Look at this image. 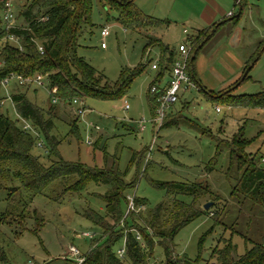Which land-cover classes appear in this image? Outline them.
<instances>
[{"label": "rangeland", "instance_id": "obj_1", "mask_svg": "<svg viewBox=\"0 0 264 264\" xmlns=\"http://www.w3.org/2000/svg\"><path fill=\"white\" fill-rule=\"evenodd\" d=\"M26 2L15 0V15H19L20 6ZM92 2V22L95 26L84 29L80 34L78 56L104 74L111 84L119 81L123 70H133L140 64L146 65V69L121 100L85 98L81 101L82 105L60 104L59 109L53 112L56 126L53 134L60 139L65 138L58 147L60 155L69 162L99 167L103 166L104 148L111 156H118L120 170L124 172L129 168L128 183L135 181L137 174L139 176L135 187L127 191V197L145 200L146 210L154 209L167 198L166 190L156 188L154 181L208 185L221 200L216 207L213 201L207 199H202L200 205L211 202L213 204L209 209L214 207L213 211L224 208L223 222L215 225L211 217L202 216L181 230L174 240L176 254L196 261V264H219L212 256L215 250L224 248L223 240L232 241L237 258L243 256L252 244H264V212L244 196L233 194L236 177L228 179L226 175L229 149L225 145L218 149L219 141L230 139L244 126L245 137L254 139L248 152L264 158V110L218 106L221 111L218 113L215 104L200 90L205 87L214 91L215 95L235 87L234 95H254L264 91V52L250 71L249 80L238 86L246 72L244 62H249L260 43H264V0H247L235 30H232L229 21L231 17L224 19L229 12L234 18L238 16L240 7L235 0H135V5L145 15L168 22L156 34L170 48L178 49L185 45L191 49L188 39L208 26L205 24L206 17L216 10H219V17L215 24L228 21L195 61L198 75L194 83L196 87L190 86L186 94H180L175 106L183 117L180 127L163 129L154 127L148 104L150 85L159 72L152 68L153 65L159 66V48L146 49L147 38L143 32L124 28L117 20V12L102 6L100 0ZM22 21L15 19L14 24L19 25ZM104 28L110 33L105 40L101 36ZM104 41L106 48H102ZM11 43L16 45V42ZM167 81L165 75L161 88ZM13 84L3 87L5 99L0 112L18 120L11 94L29 89L12 87ZM28 92L33 103L49 108V93L45 87L40 88L37 94L33 93L34 87ZM78 108L84 110L83 115L77 112ZM143 120L145 129L140 131L139 123ZM77 121L81 140L66 138L70 130L68 123ZM19 124L22 125L23 121L20 120ZM222 127L224 132L220 134ZM44 141L41 139L40 142L45 145ZM134 152L145 153L141 171L137 170V163L129 166ZM33 153L41 156L43 163H48L42 149L36 147ZM214 157L215 165L212 163ZM210 168L214 170L209 172ZM144 169L146 173L143 174ZM107 190V186L91 184L82 195L69 192L57 203L44 196L36 197L29 210L31 213L36 210L44 217L43 228L35 234L37 226L34 221L20 223V227L19 219L6 218L5 223L0 225V256L4 253L10 264H28L30 260L37 263L54 260L52 264H60L59 259L71 246L82 253L87 252L91 242L82 234L90 233L99 239L101 232L81 214L90 208L105 215V204L99 196ZM7 198V191L0 190V219L8 208ZM177 198L191 202L185 196ZM123 243H119L118 247H122ZM163 260V250L157 247L151 264H161Z\"/></svg>", "mask_w": 264, "mask_h": 264}, {"label": "trees", "instance_id": "obj_2", "mask_svg": "<svg viewBox=\"0 0 264 264\" xmlns=\"http://www.w3.org/2000/svg\"><path fill=\"white\" fill-rule=\"evenodd\" d=\"M100 3L117 12V20L121 26L143 32L147 38L146 49L159 48V72L156 79L161 81L167 72H171L179 58V48H170L156 34L168 22L145 15L135 5V0H100ZM246 5L247 0L240 1L241 14L230 20L232 28L237 27ZM4 11L5 5L0 0V79L12 74L24 79L42 76L44 87L49 93L50 106L45 109L29 99L28 91L32 87L35 94L37 89L43 87L14 83L12 87L29 89L27 92L11 94L19 119L12 120L0 112V190L8 193V208L1 216L0 225L5 223L6 218L19 219L20 227V223L32 220L37 226L35 234H39L45 222L44 217L36 210L32 213L29 210L36 197L44 196L57 203L69 192L82 195L91 184L104 185L108 190L99 198L105 204V215L90 208L83 210L81 214L101 232L99 239H95L92 234L87 237L91 243L87 252H81L85 258L83 264H151L157 247H161L164 254L161 264H196V261L176 254L174 240L181 230L202 216L211 217L215 225L223 222L225 209L213 211L221 198L212 193L208 185L198 182L154 181L156 188L166 190L167 198L154 209L146 210L147 202L133 197L136 210L143 209L128 211L129 199L126 193L135 187L138 174L135 181L128 183L126 177L129 168L121 171L118 156H111L105 148L101 167L66 161L58 151L65 138L60 139L53 134L56 128L53 112L59 109L60 104L73 105L75 100L83 101L85 98L121 100L127 95L133 82L145 71L146 65L140 64L133 70H123L119 81L111 84L104 74L78 56L77 42L80 34L84 29L95 26L92 22V0H27L25 5L20 6L19 15H15V19L23 20L22 23L14 24L11 28H7L4 21ZM222 25L215 24L188 39L191 47L188 74L193 83L197 81L196 59ZM213 29L214 34L206 40ZM11 37L17 40L16 45L11 43ZM263 52L264 43H260L246 69L253 61L257 63ZM249 73L243 81L238 82V86L249 80ZM153 86H157L156 81L151 83L148 93V104L154 119L160 101L159 95H152L150 92ZM236 88L218 95L205 91L204 88L200 90L216 107L264 110V91L254 95H234ZM3 89L0 86V107L5 99ZM20 120L23 121L22 125L19 124ZM182 120L181 112L169 113L159 129L178 128ZM78 122L68 123L70 130L66 138L81 140ZM26 124L30 126L29 130H24ZM244 129V126L240 127L230 139L219 141L218 149L222 145L229 149L226 175L228 179L236 177L233 194L244 196L264 212V158L248 152L254 139L246 138ZM223 132L222 127L219 133ZM41 139L45 140V145L40 142ZM38 143L43 146L42 150L48 158L47 164L41 161V156L33 153ZM144 157L145 153L134 152L129 166L137 163V170L141 171ZM212 163L215 165V157ZM213 170L210 168L209 172ZM144 173L146 169L143 170ZM178 196L188 197L191 202L180 200ZM202 199L213 201L214 207L205 210V205H200ZM123 241L124 245L118 247ZM223 241L224 248L215 250L212 256L217 263L264 264V244H252L243 256L237 258L232 241ZM121 250H124L122 255L119 254ZM53 261L33 262L52 264ZM59 261L60 264L66 263L61 258ZM0 264H10L4 253L0 256Z\"/></svg>", "mask_w": 264, "mask_h": 264}, {"label": "built area", "instance_id": "obj_3", "mask_svg": "<svg viewBox=\"0 0 264 264\" xmlns=\"http://www.w3.org/2000/svg\"><path fill=\"white\" fill-rule=\"evenodd\" d=\"M14 1L15 0H3L5 5L4 11V21L7 24V28H11L15 22V13H14ZM241 0H237V4L239 5ZM229 17H233V13H229ZM110 35L107 28H104L101 32V36L104 40ZM10 41L17 42V40L13 37L9 38ZM102 48H106L105 41L102 43ZM191 56V49L187 48L185 45H181L179 47V58L174 63L170 80L166 87L159 88L158 86L151 87L152 95H159L160 105L156 111V117L153 119V123L156 125L155 127H161L165 118L167 117V111L175 105L179 101L180 94L187 91L190 86L196 87V85L191 81L188 69H189V60ZM1 66V64H0ZM154 70L158 68L157 65H153ZM12 82L18 83L19 85H35L37 87H44L45 81L42 76H37L35 79H24L18 75H10L5 79H0V86L8 87ZM56 102V101H54ZM82 105L83 103L79 100H75L73 105ZM127 109L129 106L126 107ZM218 112L220 108L217 109ZM80 115H83L84 110L78 108L77 111ZM140 130L143 131L145 129V121H141L139 123ZM30 126L26 124L24 126V130H29ZM37 146L40 149H43L41 143H38ZM129 207L128 211H140L143 208H139L136 210L133 197H129ZM90 233L82 234L83 238L90 237ZM124 250L119 251V254L122 255ZM61 259L66 262L63 264H83L85 262V258L83 254L74 246L69 247L68 251L61 257ZM28 264H34L32 260L28 262Z\"/></svg>", "mask_w": 264, "mask_h": 264}, {"label": "crops", "instance_id": "obj_4", "mask_svg": "<svg viewBox=\"0 0 264 264\" xmlns=\"http://www.w3.org/2000/svg\"><path fill=\"white\" fill-rule=\"evenodd\" d=\"M235 2L237 3V0H235ZM240 7V6H239ZM219 11V10H218ZM218 11L216 10V11H214L212 14H210L209 16L207 15V17H206V25H208L206 28H204V29H202V30H198V32H197V34L199 33V32H201V31H205V30H207V29H210L211 27H213L214 25H215V20L217 19V17H219V16H217L218 15ZM244 11V10H243ZM229 13H231V12H229ZM229 13L227 14V16H224V19L226 20L227 18H229ZM223 17V16H222ZM234 17V16H233ZM233 17H231V19L233 18ZM230 19V20H231ZM229 20V21H230ZM228 21H223L221 24H223V25H225L226 23H227ZM214 23V24H213ZM222 25V26H223ZM221 26V27H222ZM232 26V25H231ZM220 27V28H221ZM219 28V29H220ZM236 28V27H235ZM235 28H232V30H235ZM219 29L217 30V32L215 33V35L219 32ZM214 35V36H215ZM214 38V37H213ZM212 38V39H213ZM210 42V41H209ZM208 42V43H209ZM207 43V44H208ZM247 63L248 62H244V71H245V69H246V66H247ZM196 66V65H195ZM154 70V69H153ZM155 70H157V69H155ZM166 76H167V79H168V81H167V83H166V85H165V87L167 86V84H168V82H169V80H170V75H171V72L169 73V72H167L166 74H165ZM196 75H197V67H196ZM197 78H198V75H197ZM155 81H156V84H157V86H159L160 88H161V86H163L162 84H161V81H158L157 79H155ZM240 81V80H239ZM197 82V81H196ZM164 88V87H163ZM202 88H204L205 89V91H210V92H213V93H215L214 91H212V90H209V89H207V88H205V87H202ZM201 89V88H200ZM231 90H233V89H231V88H228V89H226V91L228 92V91H231ZM37 91V93H38V89L36 90ZM220 91H223V90H220ZM224 91H225V89H224ZM188 92V90L187 91H185V92H183V93H187ZM32 93V92H31ZM178 103V102H177ZM176 103V104H177ZM176 104L173 106V107H171L170 108V110H169V113L170 114H176L177 112H178V110L175 108V106H176ZM216 109H218V107H216ZM217 112H218V110H217ZM219 112H221V111H219ZM218 112V113H219ZM140 129V128H139ZM141 131V130H140Z\"/></svg>", "mask_w": 264, "mask_h": 264}, {"label": "water", "instance_id": "obj_5", "mask_svg": "<svg viewBox=\"0 0 264 264\" xmlns=\"http://www.w3.org/2000/svg\"><path fill=\"white\" fill-rule=\"evenodd\" d=\"M241 14V8H240V11H239V14L238 15H240ZM214 32H215V29H214V31L212 32L211 31V33H210V35L206 38V40H208L209 39V37L212 35V34H214ZM205 40V41H206ZM255 65V62L250 66V67H248L247 69H246V72H245V75H244V77H243V79H242V81L245 79V77L247 76V74L249 73V71L252 69V67ZM212 204L213 203H207L205 206H204V208H205V210H209V208H210V206H212Z\"/></svg>", "mask_w": 264, "mask_h": 264}]
</instances>
